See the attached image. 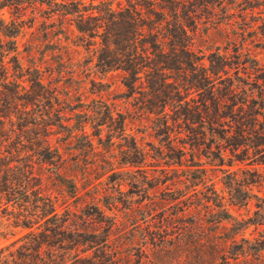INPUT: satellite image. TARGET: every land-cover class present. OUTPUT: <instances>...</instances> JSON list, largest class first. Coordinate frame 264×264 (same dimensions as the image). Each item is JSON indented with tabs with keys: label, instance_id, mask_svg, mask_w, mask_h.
Segmentation results:
<instances>
[{
	"label": "trees",
	"instance_id": "1",
	"mask_svg": "<svg viewBox=\"0 0 264 264\" xmlns=\"http://www.w3.org/2000/svg\"><path fill=\"white\" fill-rule=\"evenodd\" d=\"M51 1L38 0L46 4ZM125 1L117 9H100L96 16H83L80 9L63 12L76 15L78 32L96 39V69L103 74L123 72L122 83L128 93L138 94V104L149 109L154 132L162 142L158 153L165 149L168 158L162 166L190 172V178L195 172L192 167L200 170L196 177L199 181H193L192 189L202 184L212 193L216 190L205 183L206 172L217 169L222 173L226 203L223 198L207 202L219 209V222L230 226L231 244L226 247L229 257L237 259L247 254L244 246L235 250L234 245L238 242L235 236L250 227L257 229V252L262 253L264 65L249 50L244 55L238 49L229 53L228 47L220 49L219 45L198 55L189 40L188 24L193 22L189 15L194 4L189 5L188 0L163 1L160 10L166 15H158L155 23L142 11L148 7L144 0ZM224 1L208 0L198 6L203 5L208 14L217 8L222 15H245L247 10L264 14V0ZM26 2L0 0V206L11 226L23 231L0 248V264H114L115 249L109 244L112 224L91 225V221H102V210L93 204L94 211H82L81 217L69 207L59 212L34 173L36 164H47L54 167L56 176H62L63 161L49 136L54 128L64 127V119L55 90L44 81L39 68L19 63L16 38L23 25L2 16L5 8H14L22 15ZM238 6L234 14L232 10ZM92 20L87 27L85 22ZM17 70L26 80L25 87L14 75ZM103 107L107 111L101 112ZM85 110L90 113L86 122L95 128V136L103 125L110 127L114 117L106 104H93ZM128 148L134 153L126 157L123 166L132 175L142 166L146 154L135 152L133 138ZM73 179L69 185L72 196L77 189ZM127 180L130 184L137 179L134 175ZM251 202L253 209L248 217L239 218L231 210L248 207Z\"/></svg>",
	"mask_w": 264,
	"mask_h": 264
},
{
	"label": "rangeland",
	"instance_id": "2",
	"mask_svg": "<svg viewBox=\"0 0 264 264\" xmlns=\"http://www.w3.org/2000/svg\"><path fill=\"white\" fill-rule=\"evenodd\" d=\"M25 1L22 15L14 8H5L2 16L23 25L16 38L19 63L39 68L44 81L55 90L58 109L63 114L64 127L54 128L49 136L63 161L62 176H56L51 165L34 166L41 188L54 199L57 210L62 212L69 207L81 217L86 210L94 211L93 204L99 207L102 221L98 224L90 218L89 221L96 227L112 224L109 244L115 249L114 264H264V251L257 252L260 242L253 227L235 236L238 241L235 250L241 245L247 254L232 259L226 252L231 244L230 226L219 222V209L207 202L223 198L226 203L222 173L217 169L206 172L205 183L216 190L212 193L202 184L192 189L193 181H199L196 177L200 176V170L192 167L194 178H190L187 176L190 172L162 166L168 158L165 149L158 153L162 151V142L154 132L149 109L138 104V94L128 93L122 83L123 72L113 70L103 74L96 69V39L78 32L74 24L76 15L63 12L80 9L83 16H96L100 9L107 6L117 9L126 1L52 0L49 4ZM144 1L148 7L142 11L149 18L151 15L152 23L160 18L158 15H166L160 4L167 0ZM206 1L188 0L189 5L194 4L189 15L193 22L187 20L191 48L198 55L207 54L218 45L220 49L228 47L229 53L235 49L241 54L249 50L264 65V14L247 10L245 15H239V6L232 10L234 14L237 12L235 15H222L219 8L208 14L203 5L198 6ZM93 22L86 21L85 25L91 27ZM14 72L25 87L24 76L17 74L18 70ZM93 104H106L114 117L110 127L100 128L98 136L86 122L90 113L85 109ZM102 109L101 112L107 111ZM132 138L135 152L146 157L135 174L130 175L123 165L126 157L134 153L128 148ZM186 161L185 164L189 163ZM134 175L136 182L127 184V179ZM71 177L77 187L74 196L69 186ZM252 209L253 202L248 207H231L239 218L248 217ZM3 212L0 206V248L23 232L11 226Z\"/></svg>",
	"mask_w": 264,
	"mask_h": 264
}]
</instances>
